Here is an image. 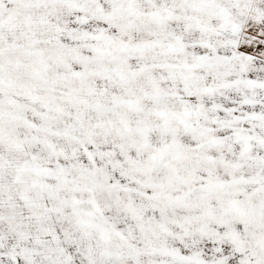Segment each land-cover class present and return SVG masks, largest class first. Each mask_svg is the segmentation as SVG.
Segmentation results:
<instances>
[{
  "label": "snow or ice",
  "instance_id": "6c2138e0",
  "mask_svg": "<svg viewBox=\"0 0 264 264\" xmlns=\"http://www.w3.org/2000/svg\"><path fill=\"white\" fill-rule=\"evenodd\" d=\"M0 264H264V0H0Z\"/></svg>",
  "mask_w": 264,
  "mask_h": 264
}]
</instances>
